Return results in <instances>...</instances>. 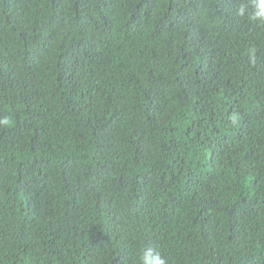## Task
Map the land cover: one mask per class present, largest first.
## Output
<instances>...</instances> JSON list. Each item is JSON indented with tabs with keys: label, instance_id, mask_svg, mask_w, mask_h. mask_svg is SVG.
Instances as JSON below:
<instances>
[{
	"label": "trees",
	"instance_id": "1",
	"mask_svg": "<svg viewBox=\"0 0 264 264\" xmlns=\"http://www.w3.org/2000/svg\"><path fill=\"white\" fill-rule=\"evenodd\" d=\"M241 3L0 0V264H264Z\"/></svg>",
	"mask_w": 264,
	"mask_h": 264
},
{
	"label": "clouds",
	"instance_id": "2",
	"mask_svg": "<svg viewBox=\"0 0 264 264\" xmlns=\"http://www.w3.org/2000/svg\"><path fill=\"white\" fill-rule=\"evenodd\" d=\"M249 7L251 8V11L247 16V19L264 25V0H248L247 4L241 3L237 7L236 14L240 17H244ZM257 60L256 49L254 47L250 48L248 53V61L250 65H256ZM228 118L232 125H236L239 121L237 113L230 114ZM140 260L141 264H167L166 260L160 255V252L152 247H148L143 251Z\"/></svg>",
	"mask_w": 264,
	"mask_h": 264
}]
</instances>
